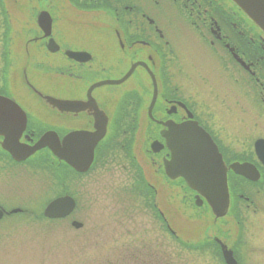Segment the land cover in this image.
Here are the masks:
<instances>
[{"label": "flooded vegetation", "instance_id": "obj_1", "mask_svg": "<svg viewBox=\"0 0 264 264\" xmlns=\"http://www.w3.org/2000/svg\"><path fill=\"white\" fill-rule=\"evenodd\" d=\"M45 96L74 105L55 106ZM0 98V174L31 165L78 179L122 162L130 182L139 183L136 191L145 189L131 190L140 213L127 218L139 236L147 232L139 219L150 221L148 236H177L175 188L185 193L183 205L187 192L197 204L185 180L166 173L172 153L163 134L198 123L229 168L230 207L216 218L201 197L199 208L209 209L219 231L205 233L210 237L196 251L227 264L225 245L239 264L245 227L250 223L247 236H264L256 220L264 215V31L233 0H0ZM143 129L153 134L147 150L161 189L142 181L136 146ZM46 137L45 147L25 157ZM70 137L81 164L94 145L84 172L48 145L63 146ZM235 163L248 165L251 178L231 169ZM70 193L57 196L70 195L76 204L59 220L77 210ZM2 208L4 218L11 215ZM230 225L226 235L222 229Z\"/></svg>", "mask_w": 264, "mask_h": 264}, {"label": "rangeland", "instance_id": "obj_2", "mask_svg": "<svg viewBox=\"0 0 264 264\" xmlns=\"http://www.w3.org/2000/svg\"><path fill=\"white\" fill-rule=\"evenodd\" d=\"M145 131L149 130L143 129L138 136V148L136 146L143 170L142 181L144 185L155 184L161 189L163 183L154 178L156 166L151 163L147 150L153 134ZM12 169L0 174V206L7 211L19 208L22 212L6 216L0 222V264H223L220 255L204 257L201 250H187L172 236H148L152 227L146 219L143 222L139 219L138 224L147 228L146 236H139L137 224L130 221L140 213L136 194L145 189L136 191L139 183L130 182L122 162L109 170H97L90 177L78 179L69 174L62 177L36 171L31 165ZM165 188V191L159 190L160 198L165 196ZM175 189L174 197L180 201L171 216L176 237L202 249L203 240L210 237L204 236L205 233L215 234L219 225L206 206H195L191 193L187 192L189 205H183L185 193ZM64 192H71L77 198L75 214L65 220L45 218L47 205ZM141 216L146 218L145 214ZM247 217L250 216L247 214ZM74 218L80 222V227L72 224ZM256 220L264 224V215ZM249 225L239 237L244 241L243 246H235L239 264H264V236H247L251 233ZM232 229L230 225L222 232L232 235ZM256 232L262 231L257 229Z\"/></svg>", "mask_w": 264, "mask_h": 264}, {"label": "water", "instance_id": "obj_3", "mask_svg": "<svg viewBox=\"0 0 264 264\" xmlns=\"http://www.w3.org/2000/svg\"><path fill=\"white\" fill-rule=\"evenodd\" d=\"M246 15L252 19L264 31V0H233ZM124 81V80H123ZM122 81H111L107 83L116 84ZM55 106L71 105L72 102L61 101L53 98H46ZM0 104L5 100L0 98ZM10 104H15L10 102ZM16 105V104H15ZM166 144L172 152V160L165 162L167 175L172 179L183 178L187 185L197 193L196 199L201 204V197L210 206L216 218L225 217L230 207V192L228 186V170L223 155L212 137L198 125L191 123L170 127L163 134ZM46 139L40 141L27 155L47 145ZM63 144H48L53 153L60 159H64L69 165L85 171L91 165L94 157V145L90 147L86 158L79 162L75 159V146L72 137ZM77 161L80 166L77 167ZM236 173L251 178L250 169L246 164L235 163L230 166ZM75 201L69 197H61L51 202L45 210V216L49 218H61L69 215L75 208ZM18 210H15L16 212ZM4 216V210L0 208V220ZM80 227L81 224L74 223ZM224 257L227 264H237L232 252L224 245Z\"/></svg>", "mask_w": 264, "mask_h": 264}, {"label": "trees", "instance_id": "obj_4", "mask_svg": "<svg viewBox=\"0 0 264 264\" xmlns=\"http://www.w3.org/2000/svg\"><path fill=\"white\" fill-rule=\"evenodd\" d=\"M176 239V241L183 247V248H185V249H187V250H190V251H196V250H199V249H201L199 246H197V245H192V244H186V243H183L180 239H178V238H175Z\"/></svg>", "mask_w": 264, "mask_h": 264}, {"label": "bare ground", "instance_id": "obj_5", "mask_svg": "<svg viewBox=\"0 0 264 264\" xmlns=\"http://www.w3.org/2000/svg\"><path fill=\"white\" fill-rule=\"evenodd\" d=\"M106 83H107V82H106ZM48 97L53 98V99L55 98V97H52V96H45V98H48ZM83 104H84L83 102H78V103H77V105H83ZM72 105H74V104H71V106H72ZM65 106H70V105H65Z\"/></svg>", "mask_w": 264, "mask_h": 264}]
</instances>
